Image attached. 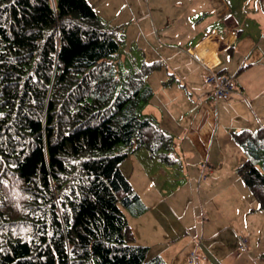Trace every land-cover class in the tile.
<instances>
[{"label": "trees", "instance_id": "1", "mask_svg": "<svg viewBox=\"0 0 264 264\" xmlns=\"http://www.w3.org/2000/svg\"><path fill=\"white\" fill-rule=\"evenodd\" d=\"M121 34L87 0H0V264H167L123 210L145 209L120 168L128 150L174 160V140L137 114L158 62L120 71ZM232 137L264 211V127Z\"/></svg>", "mask_w": 264, "mask_h": 264}, {"label": "crops", "instance_id": "2", "mask_svg": "<svg viewBox=\"0 0 264 264\" xmlns=\"http://www.w3.org/2000/svg\"><path fill=\"white\" fill-rule=\"evenodd\" d=\"M87 1L101 19L103 17L109 19L104 20L109 24L123 22L115 20L117 14L114 10L125 5L132 9L133 15L130 17L140 22L142 32L144 27L148 29L150 25L147 21L149 14L144 8L159 9L161 4L163 8H167V12L162 11L159 14L158 24L155 23L154 17H150L151 23L155 26V32L163 28L162 33L165 36L162 40L168 44V47L162 45L167 49L166 55L174 58L177 55L182 56L192 67L194 76L190 79L187 75L182 77L184 85L190 89L194 87L193 81H199L200 84L204 81V67L192 57L191 52L207 48L208 52L203 56L204 61L214 60L215 55L217 56L220 61L218 71L231 76L236 87L229 99L216 103H213L210 86L209 89L206 88L207 91L204 89L196 93L195 96L203 100V105L206 106L210 99L214 107H217V123L215 122L216 128L213 132L209 127L205 131L200 130L204 116L200 119L197 115H193L184 125L170 117L169 110L164 107L166 104L165 102L163 104L164 100L160 102L158 99L166 88L164 81L152 90V99L148 100L147 112L150 116L154 114L158 116L159 113L161 128L171 134L173 140L177 136L178 139L180 138V147L176 139L174 147L180 148L186 154V160L191 161L195 167V175L199 176L200 171L197 167L205 161L208 172L204 176V181L211 177V181L215 182L218 175L217 168H223L226 164L225 173L228 176L224 179L218 177L217 183L233 188L239 186L240 176L237 170L246 159V155L241 156L243 149L234 142L232 133L241 130L255 132L264 127V2L260 1V12L256 13L254 8L252 12V9L245 7L244 2L240 4L239 0ZM201 16L202 19L196 23L199 28L193 30L195 27L193 22ZM202 20L204 21L201 22ZM213 22L220 25L218 30L222 33L214 30L211 34L202 37L201 32ZM198 35L201 36L200 40L196 37ZM193 41L196 43L191 45ZM178 49L184 51L181 53ZM172 69L176 72L175 68ZM172 73L170 71V75ZM166 121L171 126L165 125ZM220 127L222 129H219ZM224 151H230L232 154L230 162H224L225 157L222 155ZM197 160L199 163L195 162ZM237 193L238 190L229 193L234 205L230 206L224 200L215 203L217 209L205 212V222L200 230L194 228L195 234L200 231L205 236L203 241L199 239L193 242L188 239L187 234L191 233V227L189 224L181 226L175 224L170 215L164 212L166 203L161 198L160 202L147 203L144 211L131 216V219L127 218L129 228L135 237V242L147 246L148 252H155V248H159L158 245H163L164 248L156 251L155 255L161 256L167 264H188V254L196 250L204 257L202 264H264V211L257 208V202L254 198L253 200L249 198L250 194ZM139 198L145 201L144 198L140 196ZM226 218L236 223L246 219L249 224L239 229L233 221ZM240 237L247 239V247L244 251L239 250ZM189 245L194 248L188 252ZM155 255L152 254V257Z\"/></svg>", "mask_w": 264, "mask_h": 264}, {"label": "rangeland", "instance_id": "3", "mask_svg": "<svg viewBox=\"0 0 264 264\" xmlns=\"http://www.w3.org/2000/svg\"><path fill=\"white\" fill-rule=\"evenodd\" d=\"M239 1L240 4L244 2L246 8H254L256 13L260 12L261 0ZM262 1L264 2V0ZM144 10L147 11V14H149V18H147V21L150 24L148 29L144 27V32L140 31V22H136L134 18L131 19L130 15H133L131 13L132 9L126 7L125 5H122L117 10H114L117 14V18L115 20H120L123 22H115L110 24L107 23L110 26L116 25L119 32L122 33V42L116 54L113 56L116 67L124 73H133L135 70L140 69V66L143 62L150 63L153 61H157L158 67L155 68V70H153L151 74L145 77V85L153 90L157 85L164 81V83L166 84V88L164 91H162L163 95L161 94L160 98H158V96L157 98L160 100V102L164 100L163 104L166 103L164 107L169 110L170 117H173L176 121L184 125L186 122H188V120H191L193 115H197L200 119H202V117L204 116L203 126L200 127V130L204 129L205 131L206 128L209 127V129H211V132H213L216 128L217 123V107H214V102L212 103L213 99L211 101L210 99H208L207 105L205 106L202 104L203 100H199L195 96L197 95L196 93L199 92V90L204 91V89H209L211 86L206 84L205 81H203L201 84L199 81H193L194 84L192 85H194V87L191 85L193 87L191 89L184 85V79H182L184 75H187L189 79L194 76L192 67L182 56L177 55L174 58L168 57V55H166L167 49L162 45L167 46L168 44H166L167 42H165V40H162L165 36L162 33L163 28H160L159 32H155V26L151 23V18L154 17L155 23L158 24V20L160 21L159 14L162 11L167 12L168 9L163 8V5L161 4L159 9H154L153 7H151L148 9L144 8ZM102 19L105 21L109 20H106V18L104 19V17ZM199 19L201 20L202 16L193 22V26H195L193 27V30L199 28V25H196V23L200 21ZM203 21L204 20H202L201 22ZM157 27L159 28V25ZM219 28L220 25L214 24L213 22L212 24L206 26V29L201 32V35L202 37L205 35L207 36L214 30L220 32V30H218ZM196 37L199 39L201 36L198 35ZM195 43L196 42L193 41L191 42V45H194ZM182 51L184 50H179V52L181 53ZM172 68H175L176 72H174ZM170 71L173 72L171 75ZM151 99L152 96H150L148 100ZM148 100L145 102H141V105L137 110V114L140 118L149 117L154 123L159 125V113L158 116L154 113L152 114H154L155 116L148 115ZM168 124L171 126V124L166 121L165 125ZM210 124H213L212 127ZM219 129H222V127H220ZM175 139L176 141H178V146L180 147V138L178 139L177 136L176 138H174L171 150L168 151V155L171 158H174V160H170V158L163 160L160 156L151 154L150 151L146 148L140 147L136 150H128L127 157L122 162L120 168L124 175L130 181L133 187V192L138 195V197L140 196L145 199V201H143L139 198L141 204L145 206V204L147 203L160 202L159 200L161 198L163 202L166 203L164 212L170 215V218L174 220L175 224H177L178 226L189 224V227H191V233L188 232L187 234L188 239L192 240L193 242L199 239L203 241L205 236H203L200 231L199 233L195 234L194 228L200 230L201 225H203V223L205 222V212L217 209L215 203L225 200L230 206L234 205L232 197L229 194L230 191L235 193L238 190V193L240 194H250L249 198H251V200H253L254 196L241 178V185L239 184V186H237L236 188L224 184L219 185V183H217L218 177H222L224 179L228 176L225 173L226 164L223 165V168H217L216 172L218 173V175H216L217 178L215 182L211 181V177H208L207 181H204V176H206L208 172V167L205 161L203 163H200L198 165L199 167H197V169H199L200 171L199 176L195 175V167L191 164V161L186 160V154L182 152L180 148L176 149L174 147V144L176 145ZM122 150H125V145L119 143L112 150V153H117ZM159 153L163 152L159 150ZM241 154V156H244L245 153H243L242 151ZM222 155L225 157L224 162H230L232 155L230 151H224ZM195 162L199 163V160ZM254 201L256 202L255 198ZM161 208L163 207L161 206ZM257 208L259 209L258 205ZM123 210L128 219H131V216L135 215L132 214L128 209ZM226 219H228L229 221H233L234 224L239 227V229L249 224V221L246 219H242L237 223L230 218ZM195 236L197 237L194 238ZM158 246L159 248H155V252L161 248H164L163 245ZM193 248V246L190 247L188 252ZM150 251L152 250L150 249ZM155 252H147V258L152 257V254L155 255ZM188 252H186V255L188 254Z\"/></svg>", "mask_w": 264, "mask_h": 264}, {"label": "built area", "instance_id": "4", "mask_svg": "<svg viewBox=\"0 0 264 264\" xmlns=\"http://www.w3.org/2000/svg\"><path fill=\"white\" fill-rule=\"evenodd\" d=\"M197 50H194L191 55L204 67L203 79L205 83L210 85L212 88L213 102L216 103L221 100L229 99L236 87L234 79L231 76L218 71L220 61L217 59L216 55L214 57V60L204 61L203 56L208 52V49L205 48L200 49L199 51ZM198 53L200 54L198 55ZM240 241L241 245L239 247V250H246L247 239L245 237H240ZM203 259L204 257L196 251H191L187 256L188 264H202Z\"/></svg>", "mask_w": 264, "mask_h": 264}]
</instances>
